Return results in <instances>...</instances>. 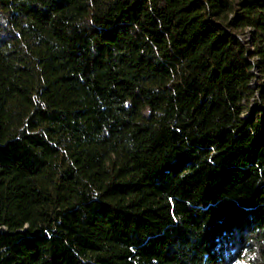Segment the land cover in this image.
I'll return each instance as SVG.
<instances>
[{
	"label": "trees",
	"instance_id": "16d2710c",
	"mask_svg": "<svg viewBox=\"0 0 264 264\" xmlns=\"http://www.w3.org/2000/svg\"><path fill=\"white\" fill-rule=\"evenodd\" d=\"M264 264V0H0V264Z\"/></svg>",
	"mask_w": 264,
	"mask_h": 264
},
{
	"label": "rangeland",
	"instance_id": "374dc122",
	"mask_svg": "<svg viewBox=\"0 0 264 264\" xmlns=\"http://www.w3.org/2000/svg\"><path fill=\"white\" fill-rule=\"evenodd\" d=\"M233 264H242V261H234Z\"/></svg>",
	"mask_w": 264,
	"mask_h": 264
}]
</instances>
